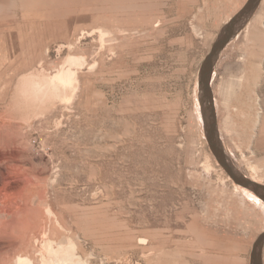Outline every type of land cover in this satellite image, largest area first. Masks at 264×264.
Wrapping results in <instances>:
<instances>
[{"label":"rangeland","instance_id":"1","mask_svg":"<svg viewBox=\"0 0 264 264\" xmlns=\"http://www.w3.org/2000/svg\"><path fill=\"white\" fill-rule=\"evenodd\" d=\"M248 2L0 0V264H252L264 200L213 154L200 79ZM211 89L264 182V0Z\"/></svg>","mask_w":264,"mask_h":264},{"label":"water","instance_id":"2","mask_svg":"<svg viewBox=\"0 0 264 264\" xmlns=\"http://www.w3.org/2000/svg\"><path fill=\"white\" fill-rule=\"evenodd\" d=\"M261 0H249L244 9L228 24L222 31L217 42L212 48L211 53L206 58L201 68V90L202 97L205 101V124L206 136L209 146L219 161L224 167L228 175L239 185L254 190L264 200V186L252 182L239 172L229 160L224 146L221 142L219 132L216 125V114L214 107V100L212 95L211 83L214 73L215 64L221 51L229 44L235 37L242 24L253 14L259 6ZM264 243V235L261 236L259 241L254 247L252 253V264H262L261 253Z\"/></svg>","mask_w":264,"mask_h":264},{"label":"bare ground","instance_id":"3","mask_svg":"<svg viewBox=\"0 0 264 264\" xmlns=\"http://www.w3.org/2000/svg\"><path fill=\"white\" fill-rule=\"evenodd\" d=\"M56 77H57V80L59 79L60 80V82H61V84L62 85H68V84H70L71 82H72V80L73 79H76V78H74V77H76L75 76V74L74 73H72L71 71H66V70H63V69H61L58 73H57V75H56ZM59 80H58V82H59ZM235 80V79H234ZM74 83H75V81H74ZM222 88V87H221ZM235 88V87H234ZM222 96V95H221ZM253 181H255V182H257L258 184H262V185H264V182H262V180H259L258 178H255V177H258V176H255V177H252V176H249ZM236 188L237 189H240V187L238 186V185H236ZM62 245V244H61ZM60 247V246H59ZM67 259H71V258H67ZM74 260V259H73ZM64 262L66 261V258H65V260H63ZM62 261V262H63ZM28 261L27 260H23V259H21L20 258V261L18 260V263H21V264H26ZM71 262V261H70ZM27 264H29V263H27ZM69 264V263H68ZM76 264V263H75ZM79 264V263H78Z\"/></svg>","mask_w":264,"mask_h":264}]
</instances>
